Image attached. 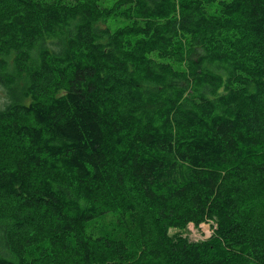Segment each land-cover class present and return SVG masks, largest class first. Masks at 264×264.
Here are the masks:
<instances>
[{"label":"trees","instance_id":"1","mask_svg":"<svg viewBox=\"0 0 264 264\" xmlns=\"http://www.w3.org/2000/svg\"><path fill=\"white\" fill-rule=\"evenodd\" d=\"M0 86V264H264V0H0Z\"/></svg>","mask_w":264,"mask_h":264},{"label":"rangeland","instance_id":"2","mask_svg":"<svg viewBox=\"0 0 264 264\" xmlns=\"http://www.w3.org/2000/svg\"><path fill=\"white\" fill-rule=\"evenodd\" d=\"M118 21V26H122L127 24V19L125 18H120L117 20ZM109 24L114 27L115 26V21L110 20ZM7 102V97L4 94L3 88L0 86V108H3ZM114 215L109 214L107 215L104 222L109 223L113 222L114 220ZM217 227V223L213 222H203L200 225H195L193 222L188 224V227L183 230V233L185 236H188L192 240H201V239H206L209 238L215 231V228ZM90 229L92 231L96 230L97 233H101L105 230V227H102L101 224H96L95 226H91ZM177 230L175 229H170V233L173 234Z\"/></svg>","mask_w":264,"mask_h":264}]
</instances>
